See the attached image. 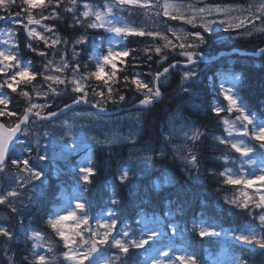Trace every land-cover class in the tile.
Instances as JSON below:
<instances>
[{
	"label": "snow or ice",
	"instance_id": "obj_1",
	"mask_svg": "<svg viewBox=\"0 0 264 264\" xmlns=\"http://www.w3.org/2000/svg\"><path fill=\"white\" fill-rule=\"evenodd\" d=\"M201 3L203 0H196V3L165 0L163 5L159 0H114V3H105L101 9L85 0L83 11H80L78 0H68V5H64L63 0H20L19 3L17 0H0V22L20 25L25 33L24 47L43 58L42 71L34 70L31 61H25L19 51L21 41L15 39L18 30L10 27L0 33L12 38L3 41L5 45H10L11 50L9 48L0 50V74L3 77L0 79V174L8 173L12 177L8 189L0 190V205L10 207L11 211L17 214L18 222L22 225L23 212L16 207V202L18 201L23 208L24 201L33 198L40 186L32 182L41 180V177L46 178L47 162L57 155L53 152V147H59V155L66 161L73 154L86 150L87 155L71 167L74 191L78 195L68 199L66 206L50 213L45 221L67 249L62 256L68 264H133L134 253L131 250L138 249H143L145 252L141 257L144 264H200L196 253L188 250L189 246L177 247L174 243L175 237L179 236L183 239L184 233L188 232L189 228L185 225L181 230L179 225L164 219L175 215L173 209L176 205L171 200L168 211L163 217L155 213L151 216L141 214L140 218L134 221L139 230L137 234L131 224L122 222V209L118 207L121 201L117 198L114 189L109 197L113 207H109L107 211L102 210L94 216L90 213L91 203L84 201L82 194L90 191L92 178L97 174L91 155L93 150L102 151L107 148L111 154L114 147L124 143H131L133 147L129 151L127 165L119 172L116 179L129 187L128 195L132 199L140 193L134 189L130 177L135 178L146 169L154 167L153 162L156 159L166 162L171 155L173 162L179 160L181 170L186 175L191 176L192 173H196L193 179H198L201 175L202 164L205 162V157L202 155L203 146L208 138V129L195 121L180 117L179 110L174 114L181 120L179 128H176L172 123L173 118L170 117L169 130L161 129L163 141L159 148L154 146L151 136L140 147H136L137 142L143 139L145 131L143 125L148 108L164 98L162 89L165 88V81L171 74L170 70H177L182 65L180 91L186 93L190 100L198 98L195 89L200 75L199 64L206 62L200 50L207 42L205 34L215 31L214 24L218 22L224 25L226 30L235 31L238 38L244 36L255 38L256 33L264 35V0H249L247 6L221 3H203V6H200ZM126 7L130 14L136 13L144 16L145 19L137 22L118 17L116 12L124 11ZM13 8H18L19 11L13 13ZM34 9H42L37 14L39 19L33 14ZM61 9L70 19V23L65 20L69 27L84 30L81 35L65 39L54 30V26L41 24L42 20L62 19ZM45 12L48 14L45 15ZM161 15L167 20L161 19ZM172 21H181L183 25L191 26L194 31L170 26ZM32 25L40 26L42 31L30 27ZM145 25L149 26L145 27ZM89 29H102L103 34L90 38ZM44 33L52 35L46 36ZM168 33L174 39L169 38ZM137 37L150 38L140 41L144 45L143 57L137 54V49L128 47L129 38ZM34 41L43 42L44 49H40ZM116 44H120L121 47L117 48ZM58 45L65 47L61 50ZM69 45L70 60L67 58ZM90 45L91 55L88 54ZM105 45L107 49L102 51ZM258 52L264 56V47H260ZM50 55L52 59H49ZM57 55L60 56L58 62L54 59ZM84 55H87L88 59L81 63ZM130 56L129 62L127 58ZM178 57H182L183 60ZM141 60L150 69L152 64L159 67L155 72L149 71L145 74L118 75L128 67L139 66ZM117 61L122 67L118 68ZM90 63L94 65L92 69H89ZM106 68L109 69L108 72H105ZM142 76H151L152 79L145 81ZM93 80L97 83L94 84ZM34 81L37 83L34 84ZM230 82L235 87L240 83V77L233 74ZM215 90L213 85V91ZM127 91L140 97L135 115L124 118L133 121L132 130L127 135H123L118 128L106 130L99 124L95 125L96 134L89 135V131L93 130L90 124L88 131H82L77 137L71 131L72 125L64 120L62 125L68 131H60L59 140L62 143L57 145L56 126L52 121L58 118V115H64L65 109L73 111V105L90 104L98 111H89L85 115L95 120L100 112L106 110V105L119 106L125 103L127 97L123 92ZM13 93L22 97L27 102V106L21 108V101H17L12 96ZM32 93L42 98V102L34 101ZM217 95L223 96L227 102L226 107L217 102L211 108V112L217 117L223 112L237 115L235 121L222 118L221 123L227 136H214L213 139L219 141L220 145L239 153L240 158L247 159H243L241 167L236 170L232 167H224L222 171L217 172L214 167H209L203 171L222 178L221 183L225 185H243L244 189L251 188L254 181L264 182V167H260L258 173L253 170L247 176L243 175V163L256 165V160L249 155L254 153L256 148L244 143L241 137L250 136L258 142L259 149L264 150V120H255L238 94L233 88L224 87L223 81L220 82ZM63 96L69 97L71 103L65 101L63 108H59L56 101ZM13 104L16 105L15 108L12 107ZM54 105L58 111L51 110ZM75 115L79 116L81 113ZM37 124L49 129L42 132L43 138L52 137L43 148H41L43 140L40 136L35 140V148L30 143V126ZM237 124H240V127H237ZM249 125L252 126L251 131ZM233 133L236 135L234 136ZM177 136L182 143L173 142ZM16 145H21L23 148L19 156L13 157L11 153ZM168 149H171V153ZM25 152L28 155H25ZM33 152L35 155H32ZM261 155H264V151ZM221 158L225 162L229 160L226 154L217 157V160ZM260 163L264 165V160ZM9 165L17 169L15 174L11 173ZM43 183L44 181H41V184ZM156 187L159 188L160 185L157 183ZM143 195L148 196L150 193ZM255 195L258 196V201L253 200L245 190L241 192L242 199L233 198L228 202L248 210L249 215H253L250 202L255 208L264 210V193L258 190ZM29 219L31 220V217ZM258 219L264 227V214H260ZM67 221H72L71 227L66 224ZM93 223L95 227L92 226ZM165 227L169 231H165ZM191 230L201 239L229 238L228 231L224 229L217 231L215 223L210 222L209 218L203 215L198 221L192 222ZM20 231L24 232L26 244L31 241L30 246L25 249L27 254L20 257V264H56L55 255L49 257L38 251L46 247L48 252H53L51 244L45 243V236L39 230L26 231L21 227ZM230 231L232 240L238 242L235 246L241 249V254L232 255L224 264H249L245 259V246H250L252 249L258 247L264 255V233L258 235L254 228L240 230L239 233L235 229ZM18 234L11 225L0 226V238H3V252L8 264H17L15 253L11 256L8 253L12 250L11 245ZM101 246H107V249H102ZM112 249L116 251L105 256V251ZM251 264H255V261H251Z\"/></svg>",
	"mask_w": 264,
	"mask_h": 264
},
{
	"label": "trees",
	"instance_id": "obj_2",
	"mask_svg": "<svg viewBox=\"0 0 264 264\" xmlns=\"http://www.w3.org/2000/svg\"><path fill=\"white\" fill-rule=\"evenodd\" d=\"M20 0H17L19 3ZM68 5V3H66ZM34 10H42V9H34ZM19 11L18 8H13L12 12L15 13ZM63 13V9H61ZM68 20L70 23V19L66 14L63 13L62 19L56 20L57 30L59 35L65 39H71L77 33H82L83 30L80 28H71L68 26V23H65V20ZM3 24V22H0ZM18 30V35L15 39H19L20 43V53L25 61H31V66L36 71H42L41 63L43 58L38 56L37 54L29 51L24 47L26 43L25 33L23 30L16 26L13 27ZM207 42L202 46L201 50L205 53V55H212L217 53L222 49H230L233 47H238L248 51H256L260 47L264 46V35H255V38H234L233 41L229 39H216V34L208 33L206 34ZM148 40L150 38H129L130 42L128 43L129 48H135L138 50V55L143 57L144 53L142 52L143 44L140 43L141 40ZM38 44L40 49H44L43 42H35ZM58 48L61 50L64 49V45H58ZM70 45L68 46L69 50ZM88 54H92L91 45L88 48ZM226 55H219L213 62H209L207 67L204 69H200L199 80L196 85V94L197 99L192 100V104H187V99L189 98L186 93H182L180 91V78L181 71H171L169 79L165 81V88L162 89L164 92V98L161 102L155 103L150 106L147 110V114L145 116V123L143 125L145 131L143 133V139L139 140L140 143H145L148 141L149 137L157 138L160 134V125L166 120V116L170 113V111L175 108L182 106L185 114H187L190 118L196 121L199 125H203L208 129V138L205 140L204 151L206 149L212 148L215 145L216 141L213 139L212 132L216 131L222 126L221 118L227 113H221L220 117H217L214 113L211 112V108L217 102H222L223 96L217 95L219 92V85L222 81L223 73H226L228 70L232 73H229V78L233 74L238 75L240 77V83L235 87L232 86L233 91H235L242 102L246 105L247 109L254 114L258 120H264V56H253V55H241L239 53L231 54L232 61H228L226 59ZM88 56L84 55L81 58V63L84 60H87ZM129 62L131 61V56L127 58ZM179 59V57H178ZM204 65V64H202ZM118 68L122 67L117 61ZM166 66V64L164 65ZM232 66V67H231ZM94 67L93 64H89V69ZM159 66L156 64H152L151 69L147 66V64L141 60L139 62V66L137 67H128L125 71L118 73V75H131L133 73H141L145 74L149 71L155 72ZM230 67L232 69H230ZM162 70V69H161ZM83 71V69H82ZM109 69L106 68L105 72H108ZM145 81H148V76H142ZM40 78L38 77V80ZM150 80L152 77L150 76ZM93 83H97V81L93 80ZM102 84V82H99ZM213 85H215L216 90L213 91ZM10 91V90H9ZM123 91V90H122ZM91 94V93H90ZM126 95L127 99L134 98L130 101L133 103L138 100L140 97L135 96L133 92L127 91L123 92ZM13 97L17 96L15 93L12 94ZM63 101L67 102L71 100L70 98H65ZM17 100V99H16ZM21 104H23L22 100ZM226 102V101H225ZM189 103V102H188ZM25 105V104H23ZM13 108L16 107L15 104L12 105ZM22 108V106H21ZM251 140V139H250ZM124 146V145H122ZM255 147H257L255 145ZM261 152L264 150L256 149ZM206 152V151H205ZM264 160V155H261ZM93 162L97 168V174L93 177V182L90 186V191L82 194L83 200L90 202L92 208L90 209L91 215H96L100 213L102 210L107 211L109 207H113L109 201L110 193L108 189V180L111 176L110 172L108 175V171L105 168V164L102 162V157L100 151L95 149L92 152ZM73 158H76L73 156ZM154 167L148 169V173H140L135 176V178H131L133 181L142 182L145 178L149 176L154 177L156 171L160 170L164 165L172 167L177 172H180L179 164L172 160V157H169L168 161H161L160 159H156L154 162ZM209 162L205 161L202 166L205 168H209ZM216 167H218L217 162L214 161ZM113 169H111L112 171ZM222 171V168L221 170ZM204 172V171H203ZM220 177L211 176L207 172H204L202 177L198 179H193V177H185L184 180L181 181V188L175 186L172 188L171 186L162 187L160 190L156 191L154 188H150L147 193L150 195H143V191H138L140 193L135 199H132L128 195L127 185L121 184L119 180L115 184H113V189L116 192L117 198L121 201L120 207L122 209V222H132L138 220L141 214H153L155 213L157 216H164V213L168 209L169 200H171L176 208L173 209L175 215L172 217H164L166 221H170L173 224L179 225L180 229L183 230L185 225L188 226L189 231L184 233L183 239L177 236L174 239L175 245L189 246L188 250L191 252H195L199 258L200 264H211L209 262L210 258L206 256L208 251L207 246L209 244H213L214 238L205 237L201 239L198 235H196L192 230V222L194 220H199V218L203 215L206 218H209L210 222H214L216 225V230L220 231L221 229H225L227 227L237 226L239 228L250 226V224L254 225L255 221L252 220L254 215H249L248 210H244L238 207H232L223 199L222 196V188L227 185L221 183ZM185 187L187 188L186 190ZM175 188H179L180 190H175ZM78 195L74 191V183L72 179L71 167H65L62 170L60 175H48V185L45 188L44 194L37 201V208L41 211V214L44 215L43 227L47 228L53 236L59 239L56 236L55 232L45 223L48 219V215L50 213H54L58 211L60 208L66 206V198L67 200L72 198L73 196ZM15 222V221H13ZM36 223V221H35ZM22 225H27L24 221ZM25 226H22L25 229ZM18 231V236L16 240L12 243V253H15L19 264L20 257L26 254L23 246V241L25 239L24 232L20 231V228L16 225L15 228ZM165 231H169L168 228H165ZM224 247L228 250L231 255H240L241 249L237 246V242L233 240H226L223 242ZM216 250V248H214ZM228 258V256H227ZM245 259L249 261H255V264H262L264 261V255L261 254L259 249H250L245 247ZM134 262V260H133ZM143 264L144 261L137 260L136 264Z\"/></svg>",
	"mask_w": 264,
	"mask_h": 264
},
{
	"label": "rangeland",
	"instance_id": "obj_3",
	"mask_svg": "<svg viewBox=\"0 0 264 264\" xmlns=\"http://www.w3.org/2000/svg\"><path fill=\"white\" fill-rule=\"evenodd\" d=\"M84 2H85V0H78V6H79L80 11H83V3ZM87 2L102 9V7L105 3H114V0H87ZM164 2H165V0H159V3L161 5H163ZM184 2L196 3V0H184ZM248 2H249V0H203V3H208V4H212V3L232 4V5L243 4L245 6H247ZM63 3H64V5H66V3H68V0H63ZM203 3H201L200 6H203ZM40 11H42V10H33V14L36 15V18H38V19H39V16L37 14ZM153 11H155V9H153ZM47 14L48 13L45 12V15H47ZM116 15L118 17H123L126 20H135L137 22L145 19V17L142 15H139L136 13L130 14L129 11L127 10V7L125 8L124 11H117ZM61 16H63L62 11H61ZM161 19L167 20V18L163 17L162 15H161ZM24 22L26 23V19ZM55 22H56V20H42L41 24H48L49 26H54V30L59 34ZM15 26L17 28L20 27L22 29V27L20 25H10V24H6V23L0 24V33H2L5 29H8L10 27H15ZM148 26L149 25H145V27H148ZM170 26L177 27V28L183 27L186 31H194V29H192L191 26L183 25V23L181 21H172V22H170ZM30 27H36L37 31H42L41 27L38 25H32ZM157 27H159V25H157ZM213 27H214L215 31L212 33L216 34V39H220V38L226 39L227 38L230 41H233L234 38H237V33L235 31L226 30L225 26L220 25L218 22L216 24H214ZM81 30H83V29H81ZM82 33H77L76 35L73 36V38L81 35ZM44 34L46 36L52 35L51 33H44ZM101 34H103L102 29H98V30L89 29L88 30V36L90 38L97 36V35H101ZM168 35H169V38L174 39L170 33H168ZM256 35H259V33H256ZM243 38H248V36H244ZM5 39H12V38H9L5 35H0V50H3L5 48H9V50H11L10 45H5L3 43V41ZM116 39L119 40L120 38H116ZM116 47L119 48V47H121V45L116 44ZM233 48H236V47H233ZM233 48H230V49H233ZM106 49H107V45L104 46L102 51H106ZM230 49H222L215 54L207 55V56L205 55V53L202 50H200L202 52L203 56L206 58V62H201L199 64V68L204 69V67L208 66L207 64L209 62H211V61L213 62V60H215L219 55H226V56L229 55L230 53H224V51H228ZM233 53H235V52H233ZM239 54L243 55V53H240V52H239ZM52 58L53 57L50 55L49 59H52ZM67 58L69 60L71 59V47H69ZM54 59H55V61L58 62L60 59V56L57 55L54 57ZM179 59L183 60L182 57H179ZM226 59L228 61H232L231 55L227 56ZM202 64H204V65H202ZM231 67H230V69H232ZM171 71L172 70H170V72ZM173 71H179V72L182 71V65L180 68H178L177 70H173ZM229 73H232V72L228 70L226 73H223V76H222V81L224 82V87H226V88H232L231 82H230L231 80L228 76ZM169 77L170 76H168L167 79H169ZM2 78H3L2 74H0V79H2ZM149 78H150V76L147 77L148 81H150ZM33 83L35 84L37 82L34 81ZM60 87L62 88L63 86H60ZM29 88H31V86H29ZM32 95H33L34 101L42 102V98L36 97L35 93H32ZM89 95L91 96L90 93H89ZM14 98L17 100H22L23 104H25V105L21 104V106H23V107L27 106V102L22 97L18 98L15 96ZM65 98H69V97L65 96ZM63 99H64V97H61V98L57 99V101H56V105H58L59 108H63V103H64ZM132 99H134V98L129 97L125 103H123L119 106L112 105V104L106 105V110L103 112H100L99 116L96 117L95 120H92V118L85 115V113H87L89 111H92V112L98 111V109H93L90 104L73 105L72 106L73 111H68L65 109L64 115H60L57 119H54L52 121V124L56 126L55 140H56L57 145L59 143H62V141L59 140L60 131H63V132L68 131V129L64 128L62 125V122L64 120H67L69 122V124L72 125L71 131L77 137L80 135V133L82 131H88L90 124H91L93 130L89 131V135L96 134V130H95L96 124L101 125V127H104L106 130L118 128L119 131L123 135H127L132 130L131 125L133 124V121H129V120L124 119V118H126L130 115H135L136 105L138 104V100H136L135 103L134 102L130 103V101ZM67 102L71 103V100H69ZM192 102L193 101L190 100L189 98L187 99V104L190 105V104H192ZM219 104L221 106L226 107L227 102H225V100H223L222 102H219ZM56 105L53 106V108L51 109L52 111H58V108L56 107ZM177 110H179V116L180 117H185V118H188V119L194 121L187 114H185L183 107L173 108L170 111V113L166 116V118H165L166 120L160 125V134L157 136L156 139L155 138L152 139V142L156 148H159L161 146L162 141H163L161 129L163 128V129H165V131L169 130L170 117L173 118L172 123L175 124L176 128L177 129L179 128L181 120L178 117L174 116V114L177 112ZM75 113H81V115L76 116ZM236 115H237L236 113H231V114L226 113L222 118H227L229 120L235 121ZM254 119L259 121L256 117H254ZM82 126H83V128H82ZM237 127H240V124H237ZM251 127L252 126L249 125L250 131H251ZM216 129H218V130L212 132L213 137L214 136H227V133L224 130L223 124L221 127L216 128ZM44 130H49V129L42 128L39 124L34 125V126H30V133H31L30 143H31V146L33 148H35V140H36L37 136H40V138L43 140V143L41 144V148H43L47 144L49 139H52V137H48V138L42 137V132ZM233 135L235 136L236 134L233 133ZM101 138H103V137H101ZM241 139L244 140V143L249 144V145L254 146V147L256 145L257 147H255V148L259 149L258 142L251 139L250 136L241 137ZM173 142L176 144H180V143H182V140L179 138V136H177V138ZM142 144H144V143H140L138 141L136 144V147H140ZM122 145H124V146H122ZM132 147H133V145L131 143H124V144H121L119 146L114 147L112 149L111 154H109V151L107 148H104L102 151L98 150L101 153L102 162L105 164V168L108 171V175H109V172L111 174V176L107 182L110 195H111V191L113 190V186H114L113 184H115L117 182L116 177L118 176L119 172L123 169V167H125L127 165V161H128V157H129V151ZM22 148H23V146L18 145V148L15 151V157L20 155ZM59 151H60V149L58 146L53 147V152L57 153V155L54 159H50V161L47 162L46 178L41 177V180H37V181L32 182L33 184L40 186L36 190L33 198L31 200H25L24 201L25 207H23V208H21V205L18 201L16 202V207L23 212V217H21V219L23 220V222L25 221L27 223V225L26 226L21 225L18 222L17 214L13 213L11 211L10 207H8L7 205H0V226L11 225L13 228H16V225H17L20 229L22 226H25L24 230H26V231L39 230L45 236V243L51 244V246L53 248V252H48L46 247L43 249H40L38 251H42L45 255H47L49 257L55 255L57 257L56 264H68V262L64 261L63 256H62V253L67 250L63 247V242L60 241L55 236H53V234H51L47 228L43 227L42 221H44V215L41 214V211L37 208V201L44 194L45 188L48 185V175H51V174L52 175H60L62 173V170L65 169V167H68V166L72 167L73 165L77 164V162L82 157L87 155V152H86V150H82L76 156L72 155V156L68 157V161H66L64 158H62L59 155ZM168 151H169V153H171V149H168ZM205 151H203V153H202V155L205 157V161H208L209 167H214L217 170V172H219L221 170V168L223 170L224 167H232L233 170H236V169L241 167L242 160L247 159V158H240L239 153H236L231 148H226L224 145H220L219 141H216L215 145H213L212 148H210V149L205 148ZM24 154L28 155L26 152ZM225 154L229 156V160L227 162H225L222 158L217 160V157H222ZM32 155H35V152H33ZM91 155H92V153H91ZM249 155L254 160H256V165H248L247 163H243L242 164L243 175H245V176H247L248 173L252 172L253 170H255V172L258 173L260 170V167H264V165H261V163H260L261 160H263V157L260 155L259 150L255 151L254 153H250ZM73 156L76 158H73ZM169 157H171V155H169ZM115 160H116V162H115ZM233 160H235V164H233ZM69 161H70V163H69ZM214 161L217 162L218 167L215 166ZM176 162L180 166L179 160H176ZM9 168H10L12 174H15L17 172V169L12 167L11 165H9ZM203 168L204 167L202 166V173L199 176V178L202 177V175L204 173ZM111 169H113V170L111 171ZM179 170H180V172L178 173L172 167L164 165L162 168H160V170L156 171V173H155L156 175L154 177H151L148 175V177L145 178L140 183L138 181H133L132 183H133L134 189L137 192L143 191V193H147L150 188H154L156 191L160 190L162 187H167V186H171L172 188L177 186V187L181 188V186L183 187V185L180 184L181 181L184 180L185 177H187L189 175H186L181 170V167ZM148 171L149 170L146 169L145 171L142 172V174H144V173L146 174V173H148ZM195 176H196V173H192V175L189 177H195ZM11 181H12V177L8 173L0 174V190H7L8 185ZM41 181H44V183L41 184ZM157 183L160 185L159 188L156 187ZM13 186H15V185L13 184ZM30 186L31 185H28V187H30ZM126 188L128 190V193H129V190H130L129 187L127 186ZM179 188H175V190L176 191L180 190ZM186 189L187 188L185 187L184 190H186ZM184 190H180V191H184ZM245 190L248 192V194L250 196L253 197V200L258 201V196H256L255 193L258 190L261 193H264V182L254 181L253 186L251 188H248V189H244L243 185H227L226 187L222 188V196L224 197L223 199L226 201V203H228L232 207H237L236 205L230 204L228 201L233 199V198L242 199L241 192L245 191ZM225 197H227L228 199L226 200ZM66 201H68L67 198H66ZM250 209H251V212L253 213V215L255 217H253V219L252 220L250 219L249 221H255L254 225L250 224V226H245L242 228H239L237 226H233L232 228L231 227L225 228L224 230L229 232V238L227 240H232L231 231H230L232 229L237 230V232L239 233L240 230L246 231L249 228H254V229H256L258 235L261 233H264V227L261 226L260 221L258 219V216L260 214H264V210L259 209V208H255L254 206H252L251 202H250ZM167 211H168V209H167ZM145 215L151 216V214H145ZM29 217H31V220L29 219ZM13 221H15V222H13ZM35 221H36V223H35ZM124 223L131 224L133 227V231H136L138 234L139 230L137 229L135 223H132V222H124ZM66 224L69 227H71L72 221H67ZM92 226L95 227V224L93 223ZM165 228H167V227H165ZM1 241H3V238L2 239L0 238V242ZM224 241H226V240L223 237H215L213 240V244H209V246H207L208 251L206 253V256L210 258L209 262L211 264H224V262L227 259H229V257L232 256L228 252V250L224 247V244H223ZM30 244H31V241H28L26 244L25 239H24L22 247H24V249H26V247L30 246ZM145 247L147 248L148 246H145ZM177 247H181V245H177ZM101 248L107 249V246H101ZM214 248H216V250H214ZM11 249H12V247H11ZM165 250H167V249H165ZM2 251H3V243L0 244V261H1V264L2 263L8 264V261L5 258L4 252H3V254L1 253ZM115 251H116L115 249H112L111 251H105V256H109ZM131 251L134 253L133 264H136L137 260L142 261L141 257H143L145 255V252L143 249L131 250ZM8 255L9 256L13 255L12 250L8 253ZM227 256H228V258H227ZM14 258L16 259L17 264H19L17 257L15 256Z\"/></svg>",
	"mask_w": 264,
	"mask_h": 264
},
{
	"label": "water",
	"instance_id": "obj_4",
	"mask_svg": "<svg viewBox=\"0 0 264 264\" xmlns=\"http://www.w3.org/2000/svg\"><path fill=\"white\" fill-rule=\"evenodd\" d=\"M232 52H240V53H243V54H259V52H248L246 50H242V49H238V48H233V49H230L228 51H224V53H232ZM59 116V115H58ZM250 247V246H249ZM258 248V247H256Z\"/></svg>",
	"mask_w": 264,
	"mask_h": 264
},
{
	"label": "bare ground",
	"instance_id": "obj_5",
	"mask_svg": "<svg viewBox=\"0 0 264 264\" xmlns=\"http://www.w3.org/2000/svg\"><path fill=\"white\" fill-rule=\"evenodd\" d=\"M108 159V158H107ZM112 162V161H111ZM115 162H116V160H115ZM179 173V172H178Z\"/></svg>",
	"mask_w": 264,
	"mask_h": 264
}]
</instances>
